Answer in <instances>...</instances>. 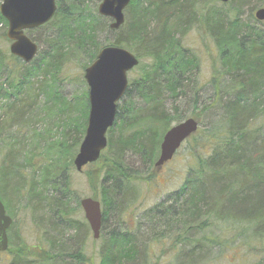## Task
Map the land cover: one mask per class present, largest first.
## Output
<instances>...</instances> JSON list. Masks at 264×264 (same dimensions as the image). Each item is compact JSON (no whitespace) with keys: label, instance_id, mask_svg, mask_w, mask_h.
Segmentation results:
<instances>
[{"label":"trees","instance_id":"1","mask_svg":"<svg viewBox=\"0 0 264 264\" xmlns=\"http://www.w3.org/2000/svg\"><path fill=\"white\" fill-rule=\"evenodd\" d=\"M99 1L56 0L53 18L25 32L34 41V32L47 31L37 62L35 57L25 64L0 49V200L12 219L9 244L17 200L38 218L43 213L54 227L66 223L77 229L70 217L69 173L89 104L87 91L67 100L56 81L68 78L72 62L84 74L105 47L99 35L106 33L113 36L109 46L126 49L139 64L130 72L107 147L94 164L98 172L88 174L90 185H98L92 199L103 209L101 228L109 207L120 226L104 241L98 264H162L158 257L164 248L172 264H264V22L254 18L264 0H131L116 31L97 14ZM3 28L7 23L0 15ZM191 31L209 39L216 51L218 77L210 81L209 104L197 87L199 59L183 45ZM167 99L191 106V117L199 126L205 117L210 128L204 130L205 140L195 143L200 154L192 155L181 186L134 220L133 230L121 226L120 219L135 201L130 183L154 180L162 137L183 118L177 107L166 109ZM40 108L44 120H37ZM43 121L48 127L36 130ZM198 131L186 142L195 140ZM127 155L139 157L142 170H128L123 164ZM160 244L156 254L153 248ZM13 250L21 254H14L13 264H26L22 244ZM63 254L42 250L32 259L86 262L79 252Z\"/></svg>","mask_w":264,"mask_h":264},{"label":"rangeland","instance_id":"2","mask_svg":"<svg viewBox=\"0 0 264 264\" xmlns=\"http://www.w3.org/2000/svg\"><path fill=\"white\" fill-rule=\"evenodd\" d=\"M101 0L96 3L95 9L100 4ZM1 3V0H0ZM95 4V1H93ZM93 9V5H91ZM243 18L247 17V10L242 11ZM7 28L0 29V49L6 50L9 53V41H5L2 36L6 33ZM4 33V34H3ZM28 34V32H27ZM47 31H37L31 35V38L34 39V43L38 46V54H41L43 50L42 41L45 39ZM5 36V35H4ZM6 37V36H5ZM113 39L112 35L103 33L99 35V41L102 46H107L111 44ZM183 45L188 47L199 59L198 73L196 75L197 87L200 90L201 99L209 104L212 99V94L214 93L213 85L211 84V79L218 77L217 65H216V51L209 39H206L202 35L198 34L196 31H191L187 36L183 38ZM36 62L38 57L36 56ZM35 62V63H36ZM78 63L72 62L69 65V71L67 72L68 78H60L56 81L58 89L61 95L67 100H71L73 97L80 96L83 91H87L86 83L83 80V77L80 79L77 77L79 74H83L82 70L80 71ZM131 78V74H128V79ZM40 79L34 80V84L37 87ZM43 96L39 97L37 103H40ZM200 99V100H201ZM166 109L171 111L174 107H177L179 111H182L183 118L182 121L192 118V107L186 106L182 100H166ZM197 109V106L195 107ZM40 108L38 111H35L38 118H43L44 116ZM213 111V110H212ZM201 124L198 128V134L195 137V140L185 142L178 152L174 155L171 161L166 163L162 168H160L153 181L150 184L145 182L139 183H130L133 187L132 194L136 195L135 201L133 204H130L126 207L125 211L122 212L120 219L121 226H127L128 228H136V223L134 220L139 219L144 212L148 211L158 203L164 201L168 195L175 192L184 181L186 176V171L188 169L189 163L192 160V155L200 154L199 149L195 146L196 142H203L205 140L204 130L210 128L209 121L204 117L200 119ZM181 121V122H182ZM175 125V122L172 123V126ZM48 127V125L43 121L36 125V130H41L43 127ZM194 145V147H193ZM204 152H208L204 149ZM124 166L133 172L142 170V166L139 162V157L127 155L123 159ZM98 167H94V164L86 166L81 172H77L73 166L69 173L70 179V188L73 193L69 207L72 209L71 218L75 222L74 230L71 227L67 226L66 223H62L57 227L50 225L46 222L47 218L43 217V213L34 215L31 209L28 206H24V202L17 200L14 202L13 207L11 208L12 213L14 214L13 225L10 234L12 233L13 239L12 243L9 244V248L12 249L9 252L5 251L0 253V264H13L14 254H20L14 251L18 246H21L25 252L26 264H74L68 259L59 257L57 260L51 262H33L35 256L42 250L49 252L52 255H64L63 252L68 254H75L77 252L85 258L83 264H98L100 260V251L103 247L104 241H106L111 234V232L116 228L119 230V227L115 226V220L113 218L112 207L107 209V220L104 224V227L100 230V235L98 239H93L92 232L85 220L84 213L81 207H77L76 203H79L81 199L92 198L93 192L97 190L98 185L95 184V187H92L88 180V174L97 173ZM8 187H10L8 185ZM100 190H98V198L101 197ZM6 195H10V189H6ZM13 202V200H11ZM102 209V207H101ZM103 210V209H102ZM101 210V212H102ZM9 216V215H8ZM11 216V215H10ZM9 216V217H10ZM11 218V217H10ZM39 219H43L40 222ZM143 226V224H142ZM19 237V239H18ZM18 244V245H17ZM160 244L157 248H153L157 254L163 245ZM61 249L64 251L59 252ZM166 251L159 255L160 263L162 264H172L173 259L168 254L169 251L167 248H164ZM163 249V250H164ZM8 250V249H7ZM41 250V251H40ZM36 252V255H34ZM21 255V254H20ZM24 260V259H23ZM17 264H24V261H21ZM76 264V263H75Z\"/></svg>","mask_w":264,"mask_h":264},{"label":"water","instance_id":"3","mask_svg":"<svg viewBox=\"0 0 264 264\" xmlns=\"http://www.w3.org/2000/svg\"><path fill=\"white\" fill-rule=\"evenodd\" d=\"M131 0H102L97 7L100 17L110 19L109 28L118 30L124 23V11ZM230 0H219L227 4ZM56 11L55 0H2L0 15L7 22L5 36L10 42L9 53L21 62L30 63L38 53V46L25 34L48 23ZM254 18L264 22V8L254 12ZM139 64L138 59L126 49L114 46L104 47L96 59L84 70L87 85L89 111L84 137L74 157L77 172L94 164L107 147V132L112 128L118 103L124 97L128 86V73ZM198 122L188 118L169 128L163 135L159 156L154 164L160 169L169 162L181 145L198 130ZM79 205L92 232L98 239L102 224L100 203L92 198L81 199ZM12 219L6 215L0 200V253L8 248L7 231Z\"/></svg>","mask_w":264,"mask_h":264}]
</instances>
